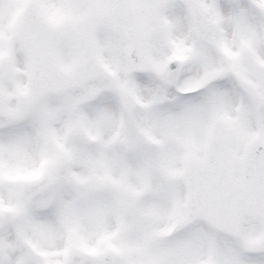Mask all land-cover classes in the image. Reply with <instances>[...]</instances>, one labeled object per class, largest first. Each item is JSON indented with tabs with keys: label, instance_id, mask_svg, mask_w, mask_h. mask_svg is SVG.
I'll return each instance as SVG.
<instances>
[{
	"label": "snow or ice",
	"instance_id": "obj_1",
	"mask_svg": "<svg viewBox=\"0 0 264 264\" xmlns=\"http://www.w3.org/2000/svg\"><path fill=\"white\" fill-rule=\"evenodd\" d=\"M0 264H264V0H0Z\"/></svg>",
	"mask_w": 264,
	"mask_h": 264
}]
</instances>
